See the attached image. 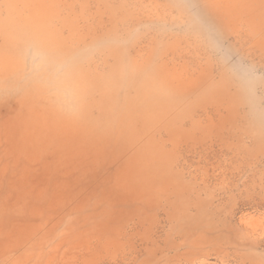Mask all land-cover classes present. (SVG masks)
<instances>
[{"label": "rangeland", "instance_id": "374dc122", "mask_svg": "<svg viewBox=\"0 0 264 264\" xmlns=\"http://www.w3.org/2000/svg\"><path fill=\"white\" fill-rule=\"evenodd\" d=\"M0 264H264V0H0Z\"/></svg>", "mask_w": 264, "mask_h": 264}]
</instances>
